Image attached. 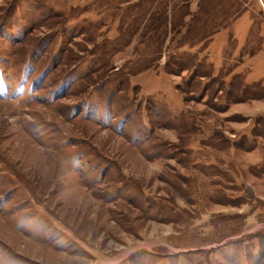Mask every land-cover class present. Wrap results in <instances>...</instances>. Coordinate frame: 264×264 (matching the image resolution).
I'll list each match as a JSON object with an SVG mask.
<instances>
[{
    "label": "rangeland",
    "instance_id": "374dc122",
    "mask_svg": "<svg viewBox=\"0 0 264 264\" xmlns=\"http://www.w3.org/2000/svg\"><path fill=\"white\" fill-rule=\"evenodd\" d=\"M0 264H264V0H0Z\"/></svg>",
    "mask_w": 264,
    "mask_h": 264
}]
</instances>
